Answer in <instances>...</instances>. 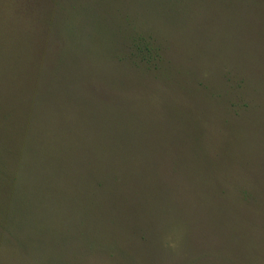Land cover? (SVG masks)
Listing matches in <instances>:
<instances>
[{
	"label": "rangeland",
	"instance_id": "rangeland-1",
	"mask_svg": "<svg viewBox=\"0 0 264 264\" xmlns=\"http://www.w3.org/2000/svg\"><path fill=\"white\" fill-rule=\"evenodd\" d=\"M0 264H264V0H0Z\"/></svg>",
	"mask_w": 264,
	"mask_h": 264
}]
</instances>
